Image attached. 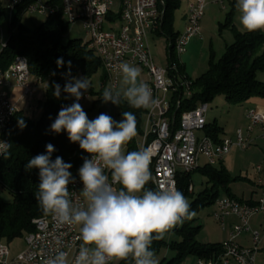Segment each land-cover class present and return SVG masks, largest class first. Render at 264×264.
<instances>
[{
  "label": "built area",
  "instance_id": "built-area-1",
  "mask_svg": "<svg viewBox=\"0 0 264 264\" xmlns=\"http://www.w3.org/2000/svg\"><path fill=\"white\" fill-rule=\"evenodd\" d=\"M114 0H61L62 15L70 25L79 22L85 32V42L99 57L107 74L110 85H116L122 74L120 64L140 65L147 74L148 86L158 104L148 108L145 115V128L142 130V143L139 150H147L151 156L152 181L157 190L174 186L178 172H192L199 167L201 157L205 164L214 165L231 149L248 150L253 145L251 136L255 128L264 137V110L248 108L245 116V133L241 128L235 131V138L223 137L214 141L204 133L208 104L198 103L194 108L183 110L179 115L178 126L172 127L173 120L167 115L172 97H190L192 80L178 70V57L185 51L190 38L200 33V20L204 12V0H193L187 4L185 26L177 36L169 41L170 54L173 55L168 65L163 67L154 62L150 51L146 31L160 25L163 12L157 0H122L119 11L120 25L117 29L104 27L105 17L111 11ZM24 6V11L47 15L54 8L49 0H9L5 9L13 11ZM5 44V43H4ZM2 45V47L4 46ZM169 75L171 81L166 77ZM13 81L16 94L10 93L4 77ZM30 73L27 59L16 55L11 64L0 67V141L7 142L4 133L8 122L20 110L19 104L32 96ZM83 94L79 101L89 99ZM179 99L176 104L179 105ZM197 131H202L197 135ZM2 156H0L1 161ZM91 159V156H89ZM255 179L260 192L255 202H246L230 197H220L215 201L213 218L223 226V220L229 215L237 217V223L231 226L229 238L222 242V252L211 258H198L194 264H254L259 249L261 234L252 230L251 217L264 212V164L254 166ZM111 182V173L105 170ZM74 183L69 184L70 198L74 204H84L80 194L83 184L79 176H73ZM118 188V185H115ZM189 189H191L189 187ZM34 231L25 235V248L10 257L7 243L0 241V264H45L49 257H54L57 249L67 253L69 264L78 254L80 244L79 227L58 222L51 215L33 220ZM242 232H251L252 246L240 247L235 238ZM62 241L57 245L56 238Z\"/></svg>",
  "mask_w": 264,
  "mask_h": 264
},
{
  "label": "trees",
  "instance_id": "trees-1",
  "mask_svg": "<svg viewBox=\"0 0 264 264\" xmlns=\"http://www.w3.org/2000/svg\"><path fill=\"white\" fill-rule=\"evenodd\" d=\"M157 1L163 12L160 30L165 37L172 40L177 36L172 28L173 11L178 8L180 0ZM49 2L54 10L44 15L41 23L33 27L25 25L21 20L25 12L24 6L17 7L10 21L9 37L0 50L1 68L6 69L16 55H22L27 59L30 76L37 82H45L40 116L33 119L20 109L8 122L4 133V138L11 147L9 157L5 159L2 156L0 161V192H7L11 202L5 201L0 194V241L7 244L33 232V220L45 216L35 198L39 170L26 171L25 164L38 154H46V145L49 143L55 148L51 158L55 160L60 156L64 162L71 163L72 168L69 171L72 176H79L78 170L84 159H89L90 154L80 149L78 142H71L66 131L62 130L59 134L51 131L50 125L61 108L68 106L70 95L63 91L64 85L69 79L78 76L80 79H90L98 70L102 72V88L108 80L99 57L88 47L87 42L82 39L63 41L70 24L62 15L61 0ZM229 16L230 14L221 26H228ZM232 30L234 40L226 46L222 56L215 60L211 55L207 69L192 80V95L172 97L167 116L173 120L174 129L178 126L179 115L183 110L194 108L200 102L207 103L217 95H222L229 104H242L251 98H264V82L256 79L257 72H264V32ZM61 58L63 64L58 65L57 61ZM172 59L173 55L170 54V60ZM178 70L183 73L179 64ZM56 84L61 87L59 97L54 95ZM86 93L89 96L95 94L91 83L89 90L84 92ZM178 99L179 105L176 104ZM120 106L123 112L130 111L135 115L137 131H140L141 117L146 109L131 107L123 99ZM20 121H23L24 126H21ZM222 132L223 129L216 121L205 124L204 133L214 141H219ZM129 151H140L134 138L125 146V153ZM150 169L152 173V164ZM195 172L206 178L205 187L196 195L193 189H189L193 185L192 174ZM234 179L224 168L205 164L192 172H178L175 183L176 189L189 201L190 210L197 213L205 206L214 204L222 193L226 197L234 198L229 194L228 187ZM146 188L157 190L152 179ZM200 228L201 225L196 223L195 217L185 220L164 239L153 241L151 250L155 254L163 248L171 251L173 255L168 260L162 259L165 264H182L190 255L197 258L218 256L223 250L222 242L211 244L198 241L196 236ZM117 264H132V261H118Z\"/></svg>",
  "mask_w": 264,
  "mask_h": 264
},
{
  "label": "clouds",
  "instance_id": "clouds-1",
  "mask_svg": "<svg viewBox=\"0 0 264 264\" xmlns=\"http://www.w3.org/2000/svg\"><path fill=\"white\" fill-rule=\"evenodd\" d=\"M239 22L246 32H264V0H236ZM58 65L63 60L58 59ZM70 64V62H69ZM122 85L104 88L102 99L120 105L125 100L134 108H151L158 104L148 84L139 80L141 70L127 62L120 64ZM90 88L89 79L73 78L63 91L75 97L76 102L62 107L50 125L51 131L68 133L73 143L90 154L85 158L78 174L83 188L80 194L84 204H74L69 184L74 183L71 163L57 156L53 160L54 146L46 145V154L32 157L25 170H39V184L35 198L45 216L58 222L79 227L82 241L72 264H112L128 261L132 264H158L153 241H159L185 220H191L195 211L189 201L174 186L160 190L147 189L152 179L151 156L145 150L125 153V146L137 135V121L130 111L115 121L101 113L89 120L78 102ZM83 90V91H82ZM61 87L55 85L54 95L60 96ZM24 126L23 121H20ZM11 145L0 141V156L7 159ZM105 170L111 173V182ZM115 185H119L117 188ZM57 245L62 243L56 238ZM45 264H69L67 253L57 249Z\"/></svg>",
  "mask_w": 264,
  "mask_h": 264
},
{
  "label": "crops",
  "instance_id": "crops-1",
  "mask_svg": "<svg viewBox=\"0 0 264 264\" xmlns=\"http://www.w3.org/2000/svg\"><path fill=\"white\" fill-rule=\"evenodd\" d=\"M9 0H0V15L4 11L5 5ZM122 0H114L111 11L105 17L104 27L107 29H117L120 25L119 20V11L121 7ZM193 0H180L178 8L173 11L172 17V28L176 34L182 32L185 22H186V9L187 4ZM204 12L200 20V33L198 36L190 38L186 44L185 51L181 53L178 57V63L182 68L183 74L194 80L201 75L208 67V61L210 56L213 55L215 60H218L225 51L227 45L231 44L234 40L233 30L239 32H245L239 22L240 13L236 8V0H204ZM16 9L11 12V18ZM229 16L230 23L228 26H221V23H224ZM110 17V18H109ZM11 21V19H10ZM9 21V29H10ZM81 24L75 22L70 25V28L75 27V25ZM160 25L155 29H148L147 42L150 46V42L154 41V38L163 37L165 42L164 52L162 58L159 62L155 61V56L153 55L154 62L159 66H167L170 61V50H169V38L165 37L160 30ZM82 28V27H81ZM0 42L2 40V34L0 37ZM6 42V41H5ZM4 42V43H5ZM219 57V58H218ZM218 58V59H217ZM136 66L141 70V76L139 77L140 81L144 83L147 82V74L144 69L137 64H130ZM105 72V71H104ZM106 73V72H105ZM107 75V74H106ZM122 77V74L118 76ZM168 82L171 81L169 75L165 76ZM7 86L6 89L13 94H16L18 90L14 89L13 81L5 76L4 77ZM117 80V83H118ZM108 81V80H107ZM116 83V85H117ZM242 109L239 113V120L235 128H227V124H219L216 119L213 121H207L206 124L216 121V123L221 126L223 129L220 139L223 137L235 138V131L237 128H241L245 133V127L247 125V118L244 113L248 108H257L264 110V98H251L242 103ZM147 110V109H146ZM208 112V111H207ZM145 114V113H144ZM145 116H142V120L145 121ZM253 145L251 148L245 151L239 149H231L230 152L226 153L217 163L214 164L215 167L224 168L231 177L235 178L232 180L229 187V194L233 195L234 198L246 201V202H255L259 196L260 187L256 182L257 174L254 169V166L258 163L264 164V137L260 135L258 128H255L251 134ZM203 158V157H201ZM204 159V158H203ZM205 161V159H204ZM205 164V163H204ZM194 190V187H193ZM225 196L221 194L220 197ZM215 207V204H213ZM213 207V208H214ZM215 211V208L213 212ZM213 215V214H212ZM237 217L229 215L224 218L223 226L219 224V231L211 233L210 235H216V240H211L215 242H202V243H221L229 238V233H231V226L237 223ZM218 222V221H217ZM249 224L252 230H258L262 232L264 230V212H259L251 217ZM235 242L240 247H251L252 246V234L251 232H242L236 238ZM259 249L254 258V264H264V234H261V239L259 243ZM198 258L196 256L190 255L182 263L194 264ZM230 264H236V262L231 261Z\"/></svg>",
  "mask_w": 264,
  "mask_h": 264
},
{
  "label": "rangeland",
  "instance_id": "rangeland-1",
  "mask_svg": "<svg viewBox=\"0 0 264 264\" xmlns=\"http://www.w3.org/2000/svg\"><path fill=\"white\" fill-rule=\"evenodd\" d=\"M6 7V5H5ZM4 7V8H5ZM45 18L44 15L38 13H28L24 12L22 14V22L29 26L33 27L41 23V21ZM11 19V11L4 9L3 13L0 15V37L2 34V40L7 41L10 31H9V21ZM71 39H82L85 40V32L79 26V24L75 25L72 30V27L63 37V41L67 42ZM4 42H0V50ZM165 42L163 37L154 38V41L150 42V51L155 56V61L159 62L163 57L162 54L164 52ZM219 58V57H218ZM217 58V59H218ZM159 60V61H158ZM159 64H161L159 62ZM101 70L93 75L89 81L91 86L94 89L95 94H92L89 99H85L83 101H78L83 110L87 113V117L89 120H93L97 118L101 113L107 114L111 116L115 121L119 122L123 119V111L120 105L113 104L111 101L105 103L102 99V93L105 87L109 86V81H106L104 87H101ZM76 79H80V77H74ZM256 79L259 81L264 82V72H257ZM73 78L69 79L68 82L72 81ZM30 84L32 88V96H29L24 101L19 104V108L24 110L26 115L33 119H37L41 114V102L44 100V87L45 82H37L34 78L30 77ZM122 85V77H119L118 83L116 85L117 88H120ZM102 89V90H101ZM76 102L75 97L70 96L68 100V106L72 105ZM208 104V112L206 117L208 118L207 121H213L214 119L221 125L227 124V128H235L237 126V122L239 120L240 112L242 109V104H229L225 101L222 95L215 96L212 100L207 102ZM67 107V106H66ZM146 113V112H145ZM146 114H143L145 116ZM145 128V122L141 121L140 131ZM137 131V135L134 137V141L136 142L137 146L140 147L142 143V133ZM202 131H197L196 134H201ZM200 167L205 165V161L203 158L199 160ZM206 178L202 176L200 173L195 172L192 174V182L193 185L190 186V190L194 187V195H196L199 191H201L206 185ZM2 198L7 201L11 202L10 195L5 192H0ZM214 205H207L202 208L199 212L196 213L194 216L196 218V223L201 225V228L196 236V239L200 242H208L211 240H216V235H210L211 233H215V231H219V222L215 221L213 218V210ZM25 236L22 238L14 239L13 241L9 242L10 248V257H13L15 254L19 253L21 250L25 248ZM215 242V241H211ZM173 253L166 249H160L158 253L155 254V258L159 262H162V259L168 260ZM165 262V261H164ZM162 262V264H165ZM117 261H113L112 264H117ZM184 264V263H182ZM186 264V263H185Z\"/></svg>",
  "mask_w": 264,
  "mask_h": 264
}]
</instances>
